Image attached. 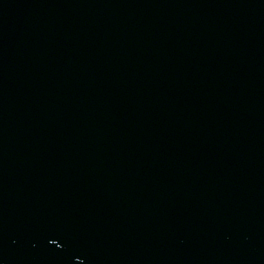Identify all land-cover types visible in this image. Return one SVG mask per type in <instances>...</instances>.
<instances>
[{
	"label": "water",
	"instance_id": "obj_1",
	"mask_svg": "<svg viewBox=\"0 0 264 264\" xmlns=\"http://www.w3.org/2000/svg\"><path fill=\"white\" fill-rule=\"evenodd\" d=\"M0 264H264V0H0Z\"/></svg>",
	"mask_w": 264,
	"mask_h": 264
}]
</instances>
